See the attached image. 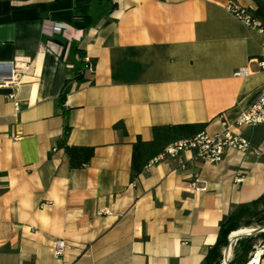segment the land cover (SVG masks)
Returning <instances> with one entry per match:
<instances>
[{"label": "crops", "instance_id": "crops-1", "mask_svg": "<svg viewBox=\"0 0 264 264\" xmlns=\"http://www.w3.org/2000/svg\"><path fill=\"white\" fill-rule=\"evenodd\" d=\"M226 1L0 0V264H204L229 216L264 210V126L233 124L264 92L262 35ZM85 57L94 73L77 84ZM223 123L252 149L160 155L130 182L153 127ZM66 127L69 146L94 148L82 169L57 149Z\"/></svg>", "mask_w": 264, "mask_h": 264}, {"label": "trees", "instance_id": "trees-1", "mask_svg": "<svg viewBox=\"0 0 264 264\" xmlns=\"http://www.w3.org/2000/svg\"><path fill=\"white\" fill-rule=\"evenodd\" d=\"M251 1L254 4V9L248 10L252 18L259 21L261 24H264V0ZM83 67V62H81L80 72H78L72 79L77 84L85 81ZM69 90V81H66L59 95V103L61 107ZM113 128L115 130H121L125 133L122 123H116L113 125ZM204 128V124L153 127L151 131V141L144 142L137 139L132 144L129 175L130 182H133L151 161L160 156L167 146L183 139L193 138L202 133ZM69 132V128L66 127L63 138L57 143V149L63 150L64 154L67 156L70 169H82L89 164L94 154V148L85 146H69L67 144ZM258 215L259 218L257 223L261 224L262 221H264V210L260 212H252L248 209V207L244 206L235 214L229 216L220 226L217 241L215 245L209 249L204 259V264H221V250L227 245V237L241 227H249L251 224L250 218ZM255 238L264 239V233L255 237L243 238L236 241L232 251V259L229 261V264H245L249 257L248 254L252 250Z\"/></svg>", "mask_w": 264, "mask_h": 264}, {"label": "built area", "instance_id": "built-area-1", "mask_svg": "<svg viewBox=\"0 0 264 264\" xmlns=\"http://www.w3.org/2000/svg\"><path fill=\"white\" fill-rule=\"evenodd\" d=\"M223 7L239 23L243 24L245 27L256 29L262 35L261 55L257 60V63L260 71L264 72V24H261L259 21L253 19L249 10L239 5L236 1H226ZM62 27L63 26L61 25L54 24L55 32L59 33ZM83 65V75H92L94 73L95 64L91 59L86 57L83 58ZM7 98L12 102L14 110L17 112L19 103L15 100V96L10 94ZM64 107L65 101L62 104V108ZM233 124L237 127L264 126V92H262L260 97L246 111L242 112L236 118ZM222 125L224 126V130L222 132L212 136L200 133L193 138L177 141L167 146L161 156L173 158L184 151H190L199 161L216 163L222 160L227 150H234L243 153L252 149L248 141L233 134L229 130V125L226 123H223ZM253 151L256 154L264 153V146L253 148ZM237 182H239V180ZM190 185L194 191H205V187L199 185L197 180H194ZM49 206H51V203L46 201L40 205V208ZM234 244L235 243L232 245ZM69 248L70 246L65 241L56 240L53 243V254L55 257H59ZM262 256H264V243L261 242L257 245L254 251L250 253L245 264H259Z\"/></svg>", "mask_w": 264, "mask_h": 264}, {"label": "water", "instance_id": "water-1", "mask_svg": "<svg viewBox=\"0 0 264 264\" xmlns=\"http://www.w3.org/2000/svg\"><path fill=\"white\" fill-rule=\"evenodd\" d=\"M253 230L254 231L249 235H237L232 238H230L229 236L227 237V245L224 247L223 254H222V259H223L222 264H229V254H230L231 246L233 243L243 238L255 237L261 233H264V226L259 227L257 229H253Z\"/></svg>", "mask_w": 264, "mask_h": 264}, {"label": "rangeland", "instance_id": "rangeland-1", "mask_svg": "<svg viewBox=\"0 0 264 264\" xmlns=\"http://www.w3.org/2000/svg\"><path fill=\"white\" fill-rule=\"evenodd\" d=\"M258 218H259V215L258 216H255V217H251L250 218V220H251V224H250V226L249 227H241L240 229H244V228H248V229H257V228H259V227H262V226H264V221H262V223L261 224H259V223H257V220H258ZM240 229H238V230H240ZM237 230V231H238ZM259 241V238H255V240H254V242L253 243H257ZM259 243H261V241H259L256 245H258ZM233 247H234V245H232V250H231V254H230V260L232 259V251H233ZM221 264H222V258H221V262H220Z\"/></svg>", "mask_w": 264, "mask_h": 264}, {"label": "bare ground", "instance_id": "bare-ground-1", "mask_svg": "<svg viewBox=\"0 0 264 264\" xmlns=\"http://www.w3.org/2000/svg\"><path fill=\"white\" fill-rule=\"evenodd\" d=\"M253 229H248V228H244V229H240L238 231L233 232L232 234L229 235L230 238L235 237L237 235H249L253 232Z\"/></svg>", "mask_w": 264, "mask_h": 264}]
</instances>
